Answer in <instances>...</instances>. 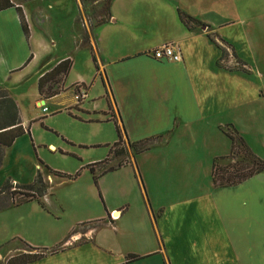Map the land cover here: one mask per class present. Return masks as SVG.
Returning a JSON list of instances; mask_svg holds the SVG:
<instances>
[{
  "label": "crops",
  "instance_id": "crops-1",
  "mask_svg": "<svg viewBox=\"0 0 264 264\" xmlns=\"http://www.w3.org/2000/svg\"><path fill=\"white\" fill-rule=\"evenodd\" d=\"M7 1L11 6L0 10V87L9 79L20 83L32 65L39 62L33 74L36 89L37 79L66 56L49 67L41 65L44 58L32 51L41 36L30 27V1ZM4 2L0 0V6ZM16 6L21 10L27 37L21 30ZM177 11L204 26L185 28ZM108 13L104 22L92 28L89 43L97 29L139 41L135 48L113 60L116 105L104 71L97 67L98 71L114 103L117 121L119 91L130 83L127 103L136 108L145 103L154 118L164 121L163 130L156 131L148 143H155L167 173L162 172V166L154 169L160 185L149 175L139 161L148 148L133 161L102 173L99 179L110 174L107 182L113 191L104 193L102 182L98 183L106 208L101 219L116 212L113 225L105 222L100 226L103 229L95 231L85 243H63L61 250L28 264L44 260H49L45 264H264V170L227 187L213 185L210 176L212 159L229 152V140L219 129L224 126L233 128L250 153L264 162V0H111ZM75 30L80 39L79 29ZM207 34H215L223 41L218 42L226 54L220 60L221 66L216 64L220 50ZM167 42L178 47L179 61H156L147 56ZM77 83L85 86L81 82L73 85ZM144 89L147 96L141 93ZM60 93L35 100L34 104L40 102L45 107V100ZM45 112L47 108L42 113ZM205 121L213 127L217 139L204 145ZM168 129L170 136L161 139ZM153 157L155 154H151L154 161ZM35 166L48 183L51 173ZM84 211L87 213V207ZM85 222L87 218L76 224ZM71 228L67 227L66 233ZM109 231L112 234H107ZM65 235L60 234L58 242ZM129 235L137 242L136 252L121 248L126 241L123 237ZM71 238L76 241L78 234ZM29 246L45 250L54 247ZM129 256L137 258L127 261Z\"/></svg>",
  "mask_w": 264,
  "mask_h": 264
},
{
  "label": "rangeland",
  "instance_id": "rangeland-1",
  "mask_svg": "<svg viewBox=\"0 0 264 264\" xmlns=\"http://www.w3.org/2000/svg\"><path fill=\"white\" fill-rule=\"evenodd\" d=\"M29 1L30 27L36 30H33L34 33L39 32L41 36L40 41L32 47V51L37 54V57L44 58L41 65L49 64L47 65L49 67L57 59L66 56L72 62V67L63 76L64 78L60 76L54 81L47 82L40 97L36 94L33 76L37 72L36 68L39 62L32 65L20 83H16L12 79L2 82L1 87L6 89L9 96L15 100L19 118L24 122L27 132L18 137L10 147L2 150L0 185L7 178L12 184L29 183L37 170L35 165H39L44 173L50 170L70 177L77 173V176L69 179H54L50 174L49 182L44 180L47 185L46 200L41 197L39 203L32 201L0 210V264H5L9 257L28 252L29 249L25 242L29 245L46 248L57 244L48 250L39 248L38 251L46 256L50 255V250L56 252L61 250L63 243H69L70 246L85 243V239L90 240L95 231L103 229L100 226L105 222L113 225V217H117L116 213L113 214V217L110 213L107 215V219H101L106 208L98 183L102 182L101 190H105L104 193L111 192L113 189L111 184H108L110 174L99 179L100 173L108 167L116 166L117 163L124 165L131 162L140 153L134 154V151L126 146L123 139L119 145L112 146L116 135L113 122L109 119L110 114L116 124L119 123L115 116V106L111 101L109 90L99 72L104 71L116 105V63H113V60L125 50L135 48L139 41H132L123 36L122 38L117 37L116 34L113 35L109 31L102 33L97 29L93 32L96 33L93 42L89 43L92 28L106 18L102 12L105 0ZM73 22L79 29L80 39L76 35ZM27 32L26 28V37ZM101 33L102 38H100ZM96 37L100 40L99 44ZM88 47H90L95 64L99 68V71L97 68L95 73ZM126 75L124 73V80H127ZM75 82H81L86 87L78 83L74 86ZM130 85L131 83L119 91L117 106L119 117L127 140L135 142L147 139L148 141L156 131L163 130L164 121L154 118L152 111L145 103L140 106L141 108H136L130 102L127 103V97H131ZM46 87H51L52 90H65L57 97L45 100L44 105L47 112L42 113L39 105L35 106L34 102L42 100ZM80 88L84 92L81 97L79 96ZM104 91L110 103V112H107ZM141 93L147 96V89ZM82 99L84 100L81 103L75 102V100L81 101ZM136 104L138 103L136 102ZM219 129L221 132L230 131L229 126ZM170 132V129L165 130L161 139L169 137ZM215 136L213 127L208 121H205L203 144H208L211 139H217ZM49 145L53 148H48ZM147 145L149 151L146 155L140 156L139 161L160 185L161 180L156 176L154 169L162 166V172L167 173L166 164L160 154L156 153L158 148L154 146L155 143H147ZM151 154H155L154 161ZM137 159L138 156L135 159L138 168ZM94 162H98L92 166L94 174L99 175L96 187L91 181L90 173L85 168V165ZM217 163L223 167H228L233 163L242 167L250 165L248 157L244 155L240 146L231 157L218 160ZM184 173L185 171H183ZM121 175L119 174V176ZM85 206L87 213L84 211ZM86 218L87 222L76 224L83 222ZM67 227L72 228L66 233ZM125 228L132 231L131 227ZM119 229L121 230L122 227ZM64 232L66 235L58 242L56 238ZM73 234H78V238L74 242L71 241ZM107 234L112 233L109 231ZM123 238L126 240L121 243L123 250L129 252L138 250L137 242L131 240V235ZM113 255L114 253H112ZM65 257L68 255L63 256L61 262ZM46 261L49 260H44L39 264H45Z\"/></svg>",
  "mask_w": 264,
  "mask_h": 264
},
{
  "label": "trees",
  "instance_id": "trees-1",
  "mask_svg": "<svg viewBox=\"0 0 264 264\" xmlns=\"http://www.w3.org/2000/svg\"><path fill=\"white\" fill-rule=\"evenodd\" d=\"M109 3H110V0L104 1L102 12L104 16H106V18L99 21L97 24L104 22L109 17V13H108ZM9 6H11V4L6 0V3L4 2L2 6H0V10L3 8L9 7ZM14 8H15V11L19 19L21 30L26 37V26L23 21L21 10L18 6ZM176 14H177L178 20L187 29H191L193 26H204V24H202L201 22L189 17L188 15L180 11H177ZM207 37L220 50L219 58L216 64L218 66H221L220 60H222L226 55L224 49L220 45V44H223L222 43L223 41L215 34H207ZM218 42L220 44H218ZM88 50L90 53V59H91L93 68L96 72L97 66L95 64V60L92 55L90 47H88ZM233 54L234 53H232V56H234ZM237 65L239 66L240 64L237 63ZM69 67H70V60L66 58V59L59 61L53 67H51L48 71L43 73L36 81V90H37L38 96L39 97L41 96L42 89L47 82L54 81L56 80V78L60 76L61 77L65 76L69 70ZM101 84L104 86L102 80H101ZM61 91L63 90H52L51 87H46V91L44 93L45 96L42 99L52 97ZM105 102H106L107 112H110V103L106 97V92H105ZM109 119L112 120L113 122L114 131L116 135V140L112 143V146L119 145V143L122 141V136H123L124 137L123 141L126 143V146L131 148L134 151L133 152L134 154L142 152L148 148L147 143L151 139H148V141L147 139H143V140H139L135 142H129L127 141V139H125L126 136H125V133H124L119 117H118L119 124H116L111 114H110ZM229 128H230V131H227V130L222 131L223 134L229 140V152L227 153V155L222 156V157H215L211 161V168H210L211 182L213 185L219 186V187L234 186L240 183L241 181H243L244 179L250 177L251 175L258 173L261 170H264V162L258 159L257 157H255L253 154H251L250 151L245 146V144L243 143L242 139L237 135L236 131L231 127ZM25 132H27V128H23L20 125V120H19L18 111H17L15 102L7 94V92L3 88L0 87V164L2 161L3 148L9 147L12 141L16 137H19ZM238 146L241 147L244 155L248 157V161L250 163L249 167L247 166L242 167L241 165L234 164V163L232 165H228V167L219 166L217 161L223 160L226 157H231L234 153H236ZM98 162L85 165V168L88 170V172L91 175V181L95 187H96V180L99 175L94 174V170L92 166ZM120 166H122V164L117 163L116 166L108 167L102 173L112 171ZM48 172L54 176L67 178V179L74 178L75 176H77V173L73 174L70 177L69 175H65L63 173H58V172H54L50 170H48ZM139 182L141 181L139 180ZM45 183L46 182L43 180L42 175L40 174L38 170H36L32 180L27 184H20V185L19 184L17 185L15 183L12 184L9 178L5 179L0 185V210L8 206L16 207L21 204L28 203L30 201H36L37 203H39V199L46 193L47 185ZM15 195H17V197H15ZM114 213L116 212H112V217ZM26 246L30 252L28 251V252H24V253L9 257L5 264H28V263L37 261L44 256L43 253L38 251L39 250L38 248L31 247L27 244ZM55 252H56L55 250H50L49 254L51 255ZM136 258H137L136 256H129L127 257V261H131Z\"/></svg>",
  "mask_w": 264,
  "mask_h": 264
},
{
  "label": "built area",
  "instance_id": "built-area-1",
  "mask_svg": "<svg viewBox=\"0 0 264 264\" xmlns=\"http://www.w3.org/2000/svg\"><path fill=\"white\" fill-rule=\"evenodd\" d=\"M147 56L151 57L152 59L159 61V60H167V61H179L181 58L179 49L176 45L173 43H161L157 47L153 48L149 53H146ZM80 95L76 91V93L81 97V95H84L83 89L80 88ZM38 107L42 112L45 111V107L43 106V103L39 104Z\"/></svg>",
  "mask_w": 264,
  "mask_h": 264
}]
</instances>
